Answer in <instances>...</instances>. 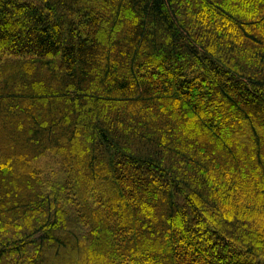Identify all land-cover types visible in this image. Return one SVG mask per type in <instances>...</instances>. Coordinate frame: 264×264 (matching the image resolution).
I'll return each instance as SVG.
<instances>
[{"label":"trees","instance_id":"1","mask_svg":"<svg viewBox=\"0 0 264 264\" xmlns=\"http://www.w3.org/2000/svg\"><path fill=\"white\" fill-rule=\"evenodd\" d=\"M0 264H264V0H0Z\"/></svg>","mask_w":264,"mask_h":264}]
</instances>
